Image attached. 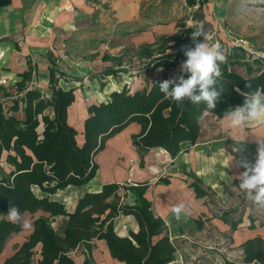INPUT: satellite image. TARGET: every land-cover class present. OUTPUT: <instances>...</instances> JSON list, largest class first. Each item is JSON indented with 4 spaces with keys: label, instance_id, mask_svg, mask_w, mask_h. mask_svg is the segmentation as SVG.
I'll return each instance as SVG.
<instances>
[{
    "label": "trees",
    "instance_id": "16d2710c",
    "mask_svg": "<svg viewBox=\"0 0 264 264\" xmlns=\"http://www.w3.org/2000/svg\"><path fill=\"white\" fill-rule=\"evenodd\" d=\"M209 1L186 0V6L193 9L196 21H202L201 28L205 32L210 22L204 15V8ZM144 15L146 23H118L116 33L126 37L164 24L144 13L143 3L141 19ZM175 28L173 34H159L152 42L127 48L126 54L102 56L103 61L114 62L99 76L102 86L106 85L103 81L106 77L128 72L130 67L126 64L132 67L134 61L150 79L160 71L174 73L156 77L153 82L148 80L142 90L132 91L127 86L113 90L108 99L89 105L82 143L68 115L69 107L77 99L76 88L64 89L59 85V80L67 76L55 67L56 60H52L50 69L49 95L33 84L36 65L31 62L14 87L0 86L3 93L0 97V166L3 162L8 165L7 169L0 168V216L7 215L10 205L23 213L42 210L50 214L34 219L32 233L3 264H76L71 252L80 246L86 249L83 264H94V240L106 242L110 257L118 261L117 264H167L176 260L179 243L170 237L165 220L155 213L153 201L147 196L149 181L103 183L97 191L83 192L73 211L51 198L59 190L69 186L83 187L92 181L100 167L95 160L98 153L105 149L110 138L132 122L138 123L141 129L132 135V145L140 155L141 166L146 153L153 148H163L174 159L184 143L196 144L202 132L205 105L187 100L176 104L165 99L158 87V82L179 74L180 65L186 59L182 48L192 44L191 33L197 29L196 25L188 26L183 21H177ZM198 39L203 41L204 37ZM224 54L226 61L221 65L223 75L220 78L224 91L216 108L208 111L220 119L225 118L227 111L243 104L242 92L264 87L263 56H254L242 45L228 46ZM128 55L129 60L125 62ZM239 66L245 72L238 71ZM249 84L251 88L247 87ZM7 101L11 102L8 108ZM18 112L22 115H17ZM186 174L192 179L190 186L196 197L203 200L211 213L205 220L195 218L199 230L205 229L211 218L221 219L233 230L243 224L246 205L243 208L235 204L224 209L227 203L202 177L193 171ZM163 183L169 184L170 178L163 177L156 182ZM238 184L235 179L231 185ZM36 188L44 195H38ZM228 189L223 188V195L230 199L232 193ZM131 193L134 199L130 203L127 199ZM215 200L221 209H216ZM120 214L133 215L139 229L120 236L114 225ZM58 216L64 218L59 230L52 225V217ZM248 219L251 229L264 226V223L258 224L253 214H249ZM22 229L19 223H11L6 217L0 220V254L7 240ZM240 248L242 260L225 259L224 264H264V234L245 240Z\"/></svg>",
    "mask_w": 264,
    "mask_h": 264
},
{
    "label": "rangeland",
    "instance_id": "374dc122",
    "mask_svg": "<svg viewBox=\"0 0 264 264\" xmlns=\"http://www.w3.org/2000/svg\"><path fill=\"white\" fill-rule=\"evenodd\" d=\"M135 1L138 2L139 0ZM140 1L144 3V13H147L155 21H163L164 24L150 26L143 32H136L123 38L114 32L116 27L113 25L114 22H111L112 18L109 17V12H103L99 16L100 22L98 24L100 25L96 29V34L98 37L107 39L106 44L110 53L117 54L121 52L126 54L125 50L127 48L138 46L143 42H152L156 35L163 33L173 34L176 30L175 23L177 21H183L188 26L196 25L197 28L203 26L201 20H195L193 9H189L186 6V0ZM204 15L210 22L206 27V31H208L207 33L211 37L209 40L210 45L218 44L223 52L226 51L228 46L242 45L254 56L264 57V0H210L204 8ZM144 17L138 21L146 23L147 17ZM85 20L86 18L81 19L82 25L87 26L88 21ZM132 21L135 22L137 20ZM83 59L85 58L83 57ZM83 59H80L77 62L78 64L68 66L70 70L78 69L79 71H73L75 72L74 75L67 74L65 82H63L64 85H74L77 86V89H81L82 83H89L88 81H92L96 74H102L105 66L114 63L113 61L107 63L96 59L92 62V70H84V66L88 64H85ZM128 60L129 55L125 56V62ZM126 65L130 67L128 72L105 78L104 82L112 83L111 90H120L124 86L129 87L132 91L142 90L147 85L148 80L153 82L152 80L156 77L173 75L174 73V71H160L159 74L152 76L150 79V76L148 77L145 71L140 69L141 65L138 62H132V67L129 63ZM237 69L238 71L245 72L243 67L239 66ZM83 92H85L84 88ZM2 94L1 92L0 97ZM7 102L6 106L8 108L11 106V103ZM78 118L79 116L76 118L75 114H73L71 119V123L75 125L76 129L79 127ZM201 124L203 134L200 141L190 151L179 154L182 157H179L178 164L168 161L165 154L160 151H149L143 169H145L144 171L155 172L154 176H156V180L151 182L149 192L152 193L156 208L160 209L164 201L167 200L158 195V188L154 186V183L160 178L169 177L172 178L171 182L174 179L175 181L181 179L188 184L191 179L184 172L195 171L203 177L205 183L219 191L223 200L227 203L224 205V209H227L229 206H236L235 204L241 205L243 208L246 205L247 208L243 217L244 222L238 229L233 230L228 223L226 224L223 221L220 222L218 219L212 218L207 223L205 229L199 230L193 223L195 218L204 213L209 217L211 214L203 206L202 200L195 199L188 191V187H185L179 190L180 192L175 195V198H171L172 200L169 201V211L164 216L165 222L168 223L171 237L178 241L180 247L174 264H224L225 259H229L231 262H240L243 254L240 245L244 240L264 234V226H259L256 229L249 228L250 221L248 215L253 214L258 224L264 223V208L255 206L252 201L246 199L245 195L240 192L238 185L232 186L231 184L235 176L243 171L242 168L236 165V161L242 158L254 160L257 148L256 138H264V125L251 124L242 130L233 129L228 126L226 118L219 119L212 114H206ZM124 153L128 154L127 151ZM107 157H101V164L106 170L109 163ZM233 158V163L230 166V161ZM182 159H185L187 164H182ZM130 161L129 172L139 163V160L135 161L132 159ZM0 168L7 169L8 165L3 162ZM106 170L99 176V169L97 178L92 184L96 185L99 180L107 176ZM227 187L232 193L230 199L223 195V188ZM84 189L85 187H67L65 190H59L55 194H52L51 198L63 202L67 209H71L73 201H76L82 195L81 193ZM36 192L38 195H44L38 188H36ZM132 198L133 195L131 194L128 196L127 201L130 202ZM215 201L218 206L216 209H221V205L218 204L217 200ZM177 203H184L186 205V211L181 215L180 219H177L172 213V207ZM21 214L31 224L38 216H50L48 212L42 210H38L34 214L29 212H21ZM4 217L7 218V215L0 216V220ZM63 219L62 216L52 217V225L59 230ZM32 230L33 227L29 229L23 228L20 233L12 235L7 241L8 253H13L21 245V242L29 236ZM239 233H244V239L240 240L236 238V235ZM92 245L94 264H114V261L106 252L104 241L94 240ZM85 251V247L80 246L72 251L71 254L75 260H83Z\"/></svg>",
    "mask_w": 264,
    "mask_h": 264
},
{
    "label": "crops",
    "instance_id": "0c3cea01",
    "mask_svg": "<svg viewBox=\"0 0 264 264\" xmlns=\"http://www.w3.org/2000/svg\"><path fill=\"white\" fill-rule=\"evenodd\" d=\"M142 4L143 3L140 0L138 2L135 0H0V86L3 85L6 87H14L17 81L21 80V73L29 69L28 64L31 62L36 65L33 84L38 86L42 93L49 95L51 92L49 82L51 77L50 69L52 66V60H56L55 67L62 73H65L66 75H74L75 72L73 71L77 72L78 69L70 70L68 66L72 64H78L77 62L80 61V59H83V57L85 58L83 59V62L88 64L85 65L83 69L92 70V62H94L96 59L103 61L102 56L104 54L107 53L116 56L121 55V52L117 54L110 53L106 42L100 41L107 39L97 36L96 29L98 25H100L98 24L100 22L99 16L103 12H109L108 15L110 18H112L111 22H114L113 25L117 27L118 23H127L133 22L132 20H140ZM83 18H86L85 21H88L87 26L82 25L81 19ZM115 29L114 32L116 33ZM103 62L110 63V61ZM112 65L105 66V69L112 67ZM100 75L101 74H96L92 81H88L89 83H82L83 85L81 89H77V86L74 85H64L63 82H65V78L59 80V85L64 89L76 88L75 95L77 99L69 107L68 115L70 122L73 114H75L76 118L79 116L77 119L79 123L77 130L79 131L78 139L79 137L81 138L80 143L83 141L84 121L89 115L87 111L88 106L93 103L108 99L109 94L113 92V90H118H111V82H108L106 85L102 86L99 77ZM103 81H105V79ZM83 88L85 89V92H83ZM206 114L214 115L211 112H206L204 116ZM17 115H22V112H18ZM140 130L139 124L132 122L126 128H124V130L115 134L114 137L110 138L106 142L105 149L98 153L95 160L98 162V157L102 152H104L105 156H108V169H105L107 176L99 180V182L94 185L92 183L97 178L96 174L92 181L83 185V187H85L83 192L97 191L103 183L108 182L127 181L131 183H142L149 181L151 183L152 181L156 180V176H154L155 172H149V170L144 171L145 169H143V166H141L140 155L136 147L132 145V135L138 133ZM202 134L203 127L201 135L196 144H198L200 141ZM194 145L190 143H184L182 149L178 153V156L174 159H172L163 148H153L149 151H160L165 154L166 158H168V161L178 164L179 157H182L179 154L181 152L186 153L190 151ZM187 148L188 150H185ZM123 151H127L128 154L124 153ZM149 151L146 153L143 159L144 162L146 161L145 159L148 158L147 156ZM132 159L135 161L139 160V163L134 166V169L131 170V172H129L131 163L130 160ZM182 164H187V161L184 159ZM99 165L101 166L100 162ZM99 169L101 168L99 167ZM188 172L190 171H185L184 174L187 175L186 173ZM198 176L202 177L200 175ZM170 180H172V178H170ZM234 180L235 178L232 180V182ZM191 181L189 180L188 184H186V181L181 179L178 181H175L174 179L172 182L170 181L169 184H156V181L154 186L158 188V195L162 198H166L167 200L164 201L163 206L160 207L159 204L160 209L156 208L152 193L149 192V187L147 190V196L153 201L155 213L164 219V216L170 208L169 201L172 200L171 198H175V195L180 192V189L185 187H188V191L195 199L201 200L196 197L195 192L191 188ZM205 184L212 187L207 183ZM69 187L83 188L75 186ZM83 192L81 193L82 195ZM217 192L219 193V191ZM78 199L73 201L71 209L67 210L73 211ZM133 199L134 196L130 203L133 201ZM202 204L207 209V212L211 214L208 207L204 205L203 200ZM198 217H202L205 220L209 216L204 213ZM216 219L222 222L221 219ZM193 223L197 227L195 220ZM114 225L115 231L120 236H127L129 235L130 231H137L139 229V225L137 224V221L133 215L120 214L116 218ZM249 238H246L245 240ZM7 246L8 243L6 244L4 251L0 254V264H3L6 260L5 258L14 253H8ZM105 247L106 252L110 257L106 242ZM84 259L75 260L76 264H83ZM111 259L114 261V264L118 263V261L114 260L112 257ZM175 262L176 260L167 264H174Z\"/></svg>",
    "mask_w": 264,
    "mask_h": 264
},
{
    "label": "clouds",
    "instance_id": "9594fccd",
    "mask_svg": "<svg viewBox=\"0 0 264 264\" xmlns=\"http://www.w3.org/2000/svg\"><path fill=\"white\" fill-rule=\"evenodd\" d=\"M199 37H204V40H199ZM210 39V35L202 28L192 31V44L182 48L186 59L180 65L179 74L158 82L165 99L176 104H182L185 100L195 105L203 103L205 112L216 108L224 91L220 78L223 75L221 65L225 63L226 56L218 44H209ZM247 87L251 88V85ZM236 90L240 91L238 88ZM241 95L244 96L243 104L225 113L228 126L242 130L251 124L264 125V87L258 86ZM256 144L254 160L242 158L236 161V165L243 171L235 179L239 181L238 188L246 199L255 206L264 208V138H256ZM233 160L234 158L230 161V166ZM185 211L184 203H177L172 207V213L177 219ZM7 218L11 223H19L24 229L32 227L15 205H10Z\"/></svg>",
    "mask_w": 264,
    "mask_h": 264
},
{
    "label": "bare ground",
    "instance_id": "6f19581e",
    "mask_svg": "<svg viewBox=\"0 0 264 264\" xmlns=\"http://www.w3.org/2000/svg\"><path fill=\"white\" fill-rule=\"evenodd\" d=\"M102 156H105V154H104V152H102L100 155H99V157H98V162H102L101 161V157ZM120 168V167H119ZM106 168L104 167V166H102V164H101V169H100V171H99V176H100V174L105 170ZM118 172H119V170H118ZM119 175H120V173H119ZM245 233V232H244ZM244 233H239V234H237L236 235V238H238V239H240V240H242V239H244Z\"/></svg>",
    "mask_w": 264,
    "mask_h": 264
}]
</instances>
